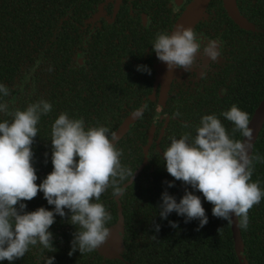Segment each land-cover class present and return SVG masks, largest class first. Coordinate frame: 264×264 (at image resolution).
Here are the masks:
<instances>
[{"label": "trees", "instance_id": "trees-1", "mask_svg": "<svg viewBox=\"0 0 264 264\" xmlns=\"http://www.w3.org/2000/svg\"><path fill=\"white\" fill-rule=\"evenodd\" d=\"M98 1L0 0V84L10 90L7 97L0 94V102L8 104L9 112L17 108L25 110L30 103L42 98L52 104L51 112L41 115L38 135L32 144V164L38 185L53 170L51 126L61 113H67L69 118H82L86 128L107 127L110 137L120 134L113 143L122 151V165L134 176L129 183L121 182L123 192L114 195L109 187L99 202L112 217L106 227L110 231L120 228L122 249L119 258L103 257L97 250L83 254L76 251L70 256L71 241L77 228L68 222L71 212L64 209L67 215L64 218L56 215L49 228L56 251L49 252L39 245L30 246L23 258L11 264H44V257H54L53 264H239L229 222L212 214L213 205L202 193L174 180L167 172L162 156L171 137L179 139L189 134L190 141L194 139L204 115L215 114L231 138L241 139L239 132L233 134L234 125L221 113L235 104L250 118L264 95V0H234L238 15L251 25V30H243L233 23L220 0H209L205 9L208 23L199 22L197 27L204 31L209 27L221 38L228 37L238 57L236 66L226 75V95L218 98L219 106L206 107L205 111L180 106L175 99H172L173 103L168 101L170 119L159 139V129H154L152 140L157 139L156 144L151 145L146 144V138L153 111L147 101H144L145 111L134 126L120 133L123 118L139 106L152 82V73L138 71V65L132 60L121 61L122 54L118 52L130 56L132 51L120 50L117 45L107 43L111 39L125 43L127 35L122 30L130 28L117 25L116 19L115 26H102L101 30L91 34L90 40H82V31L78 28L82 24L81 18L93 11ZM157 1L160 6L161 1ZM83 43L87 46L85 49ZM96 45L103 46L106 54H101ZM76 50L86 53L82 67L69 64ZM97 56L108 59L110 64L105 67L113 71L114 79L104 80V83L97 79V67H102ZM5 119L11 121L12 117L0 113V122ZM250 156L264 158V122ZM252 170L251 180L259 182L264 190V162L253 159ZM168 182L174 186L169 188ZM186 189L200 196L208 217V223L203 227L199 226L198 219L186 223V217L174 211L167 219L159 216L162 193L167 191L179 202ZM22 202L26 204L27 212L40 207L54 209L43 192H38L31 201ZM170 221L178 227L173 228ZM156 225H159L158 232ZM238 229L246 264H264V198L249 210L248 228ZM103 246L108 247L107 244ZM0 264L10 262L4 260Z\"/></svg>", "mask_w": 264, "mask_h": 264}, {"label": "clouds", "instance_id": "clouds-1", "mask_svg": "<svg viewBox=\"0 0 264 264\" xmlns=\"http://www.w3.org/2000/svg\"><path fill=\"white\" fill-rule=\"evenodd\" d=\"M217 44L213 40L202 43L193 28L181 24L170 33H156L151 48L157 59L167 65L168 72L189 71L196 64L198 53L216 61L220 56ZM137 70L151 73L147 66H137ZM0 94L7 97L10 90L0 84ZM51 110L52 104L43 98L30 103L25 110L17 108L12 112L6 102H0V113L12 117L11 121L0 122V261L11 264L23 258L30 246L39 245L55 252L49 228L56 215L62 218L67 215L64 209L71 212L68 222L77 228L69 255L97 250L111 235L106 224L112 217L99 202L101 195L109 187L114 195L123 192L121 182L134 176L122 165V151L116 148L115 135L110 137L107 127L86 128L82 118H69L67 113H61L51 126L53 170L38 185L32 144L38 135L41 115ZM221 115L234 125L233 134L239 132L244 139L231 138L215 114L204 115L194 139L190 141L189 134L179 139L171 137L162 157L174 180L190 185L213 205L215 217L232 223L234 215L238 227L247 229L249 210L264 198L259 182L251 180L253 159L264 162V158L249 155L253 137L249 114L233 104ZM173 186L168 182L169 188ZM38 192H43L47 203L54 205L53 210L40 207L25 211L26 204L22 201H31ZM161 201V219H167L174 211L185 216L186 223L193 219L199 220L200 227L208 223L200 196L192 191L186 189L179 202L164 191ZM169 223L178 227L175 222ZM155 230L159 231V225ZM54 259L44 257V264H53Z\"/></svg>", "mask_w": 264, "mask_h": 264}, {"label": "flooded vegetation", "instance_id": "flooded-vegetation-1", "mask_svg": "<svg viewBox=\"0 0 264 264\" xmlns=\"http://www.w3.org/2000/svg\"><path fill=\"white\" fill-rule=\"evenodd\" d=\"M160 1V6L163 10L158 5L157 0H99L94 6V10L89 12L84 18H81L82 24L78 26L82 31L83 42L90 40L91 34L101 30L102 26L111 24H113L112 27L115 26L116 19L117 25L130 28L129 30H122V33L127 35L125 43L116 39L107 40V43L113 46L117 45L120 50L128 49L132 51L130 54L132 57L126 55L127 53L118 52L122 54V62L125 59L132 60L133 64H137L138 66L147 65L151 70L152 82L149 93L143 96L139 106L129 112L122 120L123 122L129 114L143 107L140 115L128 129L133 127L145 111L146 106L144 101H147L153 111L148 125L147 145L149 143L150 145L151 143L156 144V139H159L163 134V129L170 119L167 115V112L171 109L168 107L169 105L167 106L168 101L169 103H173L172 99H175L180 106L194 107V109H201L203 111H205L206 107L219 106L218 98L224 97L227 92V87H225L226 75L236 66V61L238 60L237 53L233 50L228 37L221 38L219 33L214 34L213 29L209 27L205 31L200 29L201 27H197L199 22L208 23V16L205 12L209 3L208 1L201 17L191 28H193V31L204 44L208 40L218 41L217 49L220 51V56L216 61L211 62L209 58L198 53L196 64L191 70L174 69L168 72L167 66L162 65V62L157 59L156 54L149 46L154 40L156 33L162 31L171 32L176 20L190 0H183L178 7L174 6L170 0ZM82 45L83 49L87 47L84 43ZM96 47L99 48L101 54H106L103 46L99 45L98 47L96 45ZM86 58L85 52L76 50L71 56L69 64L82 67ZM97 60H99L98 62L102 67H97L99 70L97 73L98 78L96 75L95 78L99 79L102 83H104V80L114 79L113 71L105 67V64H110L108 59L98 57ZM158 64L164 70V75H158ZM156 128L159 129V132L157 138L153 141L152 137ZM119 137H116L115 140Z\"/></svg>", "mask_w": 264, "mask_h": 264}, {"label": "water", "instance_id": "water-1", "mask_svg": "<svg viewBox=\"0 0 264 264\" xmlns=\"http://www.w3.org/2000/svg\"><path fill=\"white\" fill-rule=\"evenodd\" d=\"M174 6L178 7L183 0H170ZM209 0H190V2L186 5L185 9L181 13V15L176 20L174 26L172 27V30H175L177 25H184L185 27H192L196 21L201 17L202 12L204 8L206 7ZM222 7L224 11L226 12L227 16L232 20L233 23H235L238 27L245 29V30H251L252 27L250 24H248L241 16L238 15L234 0H221ZM143 107H140L139 109L135 110L133 113L129 114L125 120L122 122L120 126V133L125 132L135 121V119L140 115L142 112ZM250 127L253 129V137L251 141V147L249 149V155L251 154L252 145L257 137L258 132L261 129L262 123L264 122V95L253 110L252 114L250 115ZM115 137H119V133L114 134ZM244 139L241 137V140ZM246 139V138H245ZM131 181V180H130ZM129 183V181H128ZM230 224V233L233 240V248L234 252L236 254L237 260L239 264H246L245 259L242 255V245L241 240L239 236V229H238V218H236L234 215L232 217V223ZM111 235L115 237L116 239V248L119 249V251H112V242L107 241L108 247H101L100 250L97 249V251L103 256L107 258H119V253L122 249L121 240H120V228L118 230H111ZM112 251V252H111ZM107 254V255H106Z\"/></svg>", "mask_w": 264, "mask_h": 264}, {"label": "rangeland", "instance_id": "rangeland-1", "mask_svg": "<svg viewBox=\"0 0 264 264\" xmlns=\"http://www.w3.org/2000/svg\"><path fill=\"white\" fill-rule=\"evenodd\" d=\"M160 62H161V61H160ZM160 64H161V63H160ZM162 65H163V66H167L164 62H162ZM158 67H159L158 75H159V74H160V75H164L165 72H164V70L160 67L159 64H158ZM160 75H159V76H160ZM161 80H162V79H161ZM115 138H116V137H115ZM107 241H111V242H112V248H111L112 251H117V250L119 251V249L116 248V243H115V242H116V239H115V237H113V235H110V237H109V239H108ZM106 243H107V242H106ZM101 247H102V246H101ZM101 247L98 248V250H100ZM112 251H111V252H112ZM118 251H117V252H118ZM106 255H107V254H106Z\"/></svg>", "mask_w": 264, "mask_h": 264}]
</instances>
